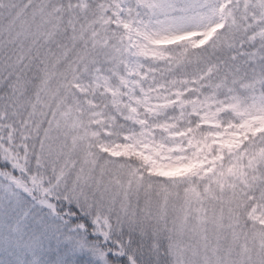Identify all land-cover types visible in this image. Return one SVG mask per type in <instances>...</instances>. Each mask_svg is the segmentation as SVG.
Here are the masks:
<instances>
[{"label":"snow or ice","instance_id":"1","mask_svg":"<svg viewBox=\"0 0 264 264\" xmlns=\"http://www.w3.org/2000/svg\"><path fill=\"white\" fill-rule=\"evenodd\" d=\"M0 264H264V0H0Z\"/></svg>","mask_w":264,"mask_h":264}]
</instances>
